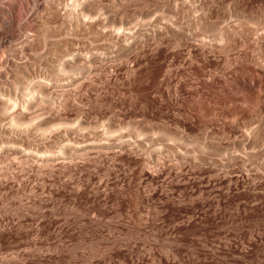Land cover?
I'll return each mask as SVG.
<instances>
[{
	"label": "rangeland",
	"instance_id": "374dc122",
	"mask_svg": "<svg viewBox=\"0 0 264 264\" xmlns=\"http://www.w3.org/2000/svg\"><path fill=\"white\" fill-rule=\"evenodd\" d=\"M88 10L68 129L0 123V264H264V0Z\"/></svg>",
	"mask_w": 264,
	"mask_h": 264
},
{
	"label": "bare ground",
	"instance_id": "6f19581e",
	"mask_svg": "<svg viewBox=\"0 0 264 264\" xmlns=\"http://www.w3.org/2000/svg\"><path fill=\"white\" fill-rule=\"evenodd\" d=\"M93 1L95 0H25L26 4L22 5L16 4L15 0H0L1 124L8 120L9 129L33 127L41 135L53 132L58 126L68 129L69 121L62 118L52 119L46 125L39 124L43 109L39 110L38 107L56 105L60 99L65 100L69 88L74 84V75L86 73L85 64L76 63L71 39L74 25L83 27L84 31L90 28L85 20L90 17L88 9ZM75 14H78L76 23ZM59 17L64 20L61 25L63 34L57 35L55 31L59 26L56 19ZM100 18L98 25L102 26ZM60 83L65 89L62 96L51 91ZM55 122L56 125H53ZM0 129V155L11 151L10 154L21 155L30 149L17 148V141L8 138L3 127ZM9 144H14L16 148H8ZM34 153L39 155L40 150L36 149ZM33 154L32 157H36Z\"/></svg>",
	"mask_w": 264,
	"mask_h": 264
}]
</instances>
